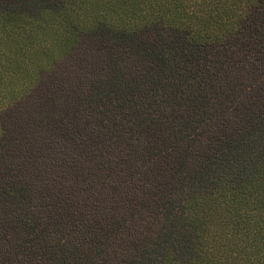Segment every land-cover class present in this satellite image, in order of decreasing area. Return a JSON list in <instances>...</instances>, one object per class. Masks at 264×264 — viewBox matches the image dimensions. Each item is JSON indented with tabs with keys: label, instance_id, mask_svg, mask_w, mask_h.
Instances as JSON below:
<instances>
[{
	"label": "trees",
	"instance_id": "trees-1",
	"mask_svg": "<svg viewBox=\"0 0 264 264\" xmlns=\"http://www.w3.org/2000/svg\"><path fill=\"white\" fill-rule=\"evenodd\" d=\"M0 264H264V0H0Z\"/></svg>",
	"mask_w": 264,
	"mask_h": 264
}]
</instances>
